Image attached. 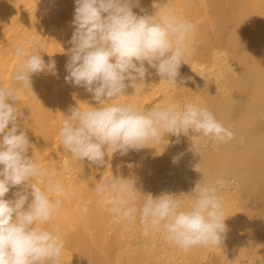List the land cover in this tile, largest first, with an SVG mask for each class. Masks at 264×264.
I'll return each instance as SVG.
<instances>
[{
    "label": "bare ground",
    "instance_id": "obj_1",
    "mask_svg": "<svg viewBox=\"0 0 264 264\" xmlns=\"http://www.w3.org/2000/svg\"><path fill=\"white\" fill-rule=\"evenodd\" d=\"M163 2L195 26L189 41L194 52L184 58L178 87L170 88L149 68L145 86L127 88L128 96L116 103L140 110L173 102L202 104L236 138L205 143L191 131L188 136L167 134L138 152L106 156V165L97 166L73 158L58 135L70 107L97 103L83 87L65 81L75 0H0V86L19 87L12 80L19 45L31 51L43 41L42 58L55 60L58 69V76L34 74V93L25 90L18 107L35 158L45 167L51 162L53 180L71 193L45 226L59 229L60 264H264V0H139L133 11L152 15ZM126 162L135 167H125ZM112 174L135 177L141 193L153 196L189 194L203 179L234 181L221 190L227 226L221 243L184 250L162 232L145 237L138 219L117 223L94 191Z\"/></svg>",
    "mask_w": 264,
    "mask_h": 264
},
{
    "label": "clouds",
    "instance_id": "obj_2",
    "mask_svg": "<svg viewBox=\"0 0 264 264\" xmlns=\"http://www.w3.org/2000/svg\"><path fill=\"white\" fill-rule=\"evenodd\" d=\"M138 6L139 0H75L65 81L83 87L97 103L70 107L58 135L64 149L79 162L86 159L105 166L106 156L138 152L165 140L167 134L188 136L191 131L205 143L236 138L202 104L173 102L140 110L116 103L128 96L127 88L145 86L149 68L170 88L178 87L184 58L194 52L189 41L195 26L190 20L177 16L167 2L152 15H137L133 8ZM45 48L43 41L31 51L16 46L19 63L12 80L19 87L0 86V264H60L59 229L45 226L53 223L71 193L53 180L51 162L45 167L35 158V145L21 129L18 107L25 90L34 93V74L58 76L55 60L45 63L42 58ZM124 166L135 167L133 162ZM231 183L203 179L189 194L153 196L141 193L135 177L112 174L94 191L117 223L129 225L138 219L145 237L162 232L170 244L188 250L221 243L227 231L221 190ZM13 188L18 190L6 198ZM88 210L82 205L84 213Z\"/></svg>",
    "mask_w": 264,
    "mask_h": 264
}]
</instances>
